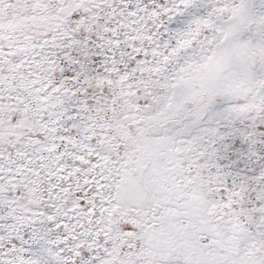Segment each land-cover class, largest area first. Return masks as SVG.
<instances>
[{
	"label": "snow or ice",
	"instance_id": "obj_1",
	"mask_svg": "<svg viewBox=\"0 0 264 264\" xmlns=\"http://www.w3.org/2000/svg\"><path fill=\"white\" fill-rule=\"evenodd\" d=\"M0 264H264V0H0Z\"/></svg>",
	"mask_w": 264,
	"mask_h": 264
}]
</instances>
